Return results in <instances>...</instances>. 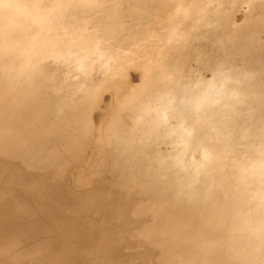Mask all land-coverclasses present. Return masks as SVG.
Returning a JSON list of instances; mask_svg holds the SVG:
<instances>
[{
    "label": "rangeland",
    "instance_id": "374dc122",
    "mask_svg": "<svg viewBox=\"0 0 264 264\" xmlns=\"http://www.w3.org/2000/svg\"><path fill=\"white\" fill-rule=\"evenodd\" d=\"M155 1L0 0V142L115 175L136 264H264V0Z\"/></svg>",
    "mask_w": 264,
    "mask_h": 264
},
{
    "label": "bare ground",
    "instance_id": "6f19581e",
    "mask_svg": "<svg viewBox=\"0 0 264 264\" xmlns=\"http://www.w3.org/2000/svg\"><path fill=\"white\" fill-rule=\"evenodd\" d=\"M246 1L215 0L214 19L226 17L227 8ZM155 2L145 0L143 7ZM2 147L8 148L10 157L0 152V264H136L129 245L128 253L125 249L120 252L119 244L126 239L119 235L122 228L118 232L112 225L124 219L119 215L121 203L116 202L121 199L114 192L115 175H103L99 196L86 199L79 162L59 166L51 180H44L40 172L51 161H36L34 153L20 145L0 142ZM72 174H76L79 188L73 187L72 176L68 180ZM93 202L95 212L91 209ZM110 232L116 236L107 241ZM120 236L122 243L117 240ZM148 250L141 251L145 254Z\"/></svg>",
    "mask_w": 264,
    "mask_h": 264
}]
</instances>
